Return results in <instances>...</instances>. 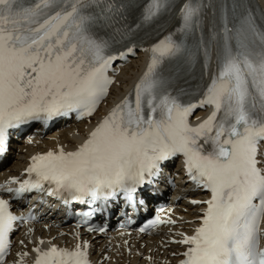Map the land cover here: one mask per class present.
<instances>
[{
    "label": "snow or ice",
    "instance_id": "obj_1",
    "mask_svg": "<svg viewBox=\"0 0 264 264\" xmlns=\"http://www.w3.org/2000/svg\"><path fill=\"white\" fill-rule=\"evenodd\" d=\"M138 51L143 69L108 105L120 87L114 61ZM72 115L91 125L82 139L34 152L0 182V264H110L106 253L93 260L94 234L107 232L93 218L122 200L134 223L155 185L175 183L166 169L177 160L176 175L203 195L188 198L190 219L154 209L137 232L160 235L158 248L142 244L148 254L135 255L145 264H264V7L256 0H0V157L13 133ZM48 198L85 206L74 229L58 232L71 244L36 236L37 205ZM123 246L132 253L128 239ZM161 248L163 261L154 255Z\"/></svg>",
    "mask_w": 264,
    "mask_h": 264
},
{
    "label": "bare ground",
    "instance_id": "obj_2",
    "mask_svg": "<svg viewBox=\"0 0 264 264\" xmlns=\"http://www.w3.org/2000/svg\"><path fill=\"white\" fill-rule=\"evenodd\" d=\"M145 59H146L145 54L144 53L140 54V57L135 59L133 64L130 65L127 69L123 70L121 75L117 77V79L120 81V87L118 89L114 87L113 95L109 97L108 105H110L113 102V100L117 98L118 95H122L123 93L127 92V90L131 87V85L135 81L136 77L140 74L141 70L143 69ZM108 105L102 106V112L106 110V107ZM199 114H203V113L200 112ZM85 126L86 123L84 124L82 123L77 126L79 133H83L85 131ZM80 139H81L80 136L74 134V132L71 130L61 137H54V138L50 137L47 140H43L42 143L39 144L36 148L33 147L23 148V152L17 154L16 157L14 158L13 163L8 165V167L4 168L0 174L2 177H7L9 175H19L23 167L25 166L31 152L43 151L49 148H54L57 144H65L68 147H72L73 144L78 142ZM25 149H27V151H25ZM179 182L181 183L180 190H178L179 195L183 196L187 194L190 197L195 196V193L191 192L187 185H183L182 181ZM182 203L184 204V206H179L177 213L179 216H184L185 219H190L192 210L191 208H189V212L184 213L183 209L185 207H188V203L186 200H183ZM57 210L58 209H56V211ZM164 231H161V234H163ZM160 239H161L160 235H154L147 238L141 237L138 240L134 239L131 245L133 249L132 253H126L122 245H119L117 243L113 244L114 248L109 250L108 237L107 238L105 237L102 238L99 243L100 247L103 249V253L99 255L96 254L95 258L99 260L102 254L106 253L107 255L112 257L110 264H145V261L141 257L135 255V252L137 250H140L143 251L145 255H147L148 254L147 248H141L140 246L142 244H146L149 247L156 249L158 248ZM154 255L159 261H163L169 257V253L162 248L158 252H155ZM104 264H109V262L105 261ZM172 264H175L174 260L172 261Z\"/></svg>",
    "mask_w": 264,
    "mask_h": 264
}]
</instances>
